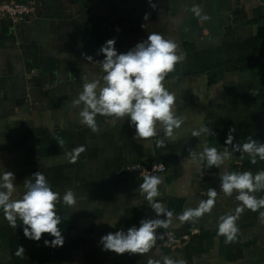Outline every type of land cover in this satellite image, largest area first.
Masks as SVG:
<instances>
[{
	"label": "crops",
	"instance_id": "crops-1",
	"mask_svg": "<svg viewBox=\"0 0 264 264\" xmlns=\"http://www.w3.org/2000/svg\"><path fill=\"white\" fill-rule=\"evenodd\" d=\"M32 1L30 24L0 17V173H14V199L22 195L26 178L38 171L46 176L60 195L56 211L64 244L45 246V240L54 239L49 234L40 241L26 238L24 225L18 220L11 227L0 210V264H163L166 256L183 264H264L259 211L245 209L234 242L217 235L220 217L234 214L240 203L236 192L231 197L223 193L220 177L232 171L255 174L264 166L259 157L252 164L246 153L232 150L248 137L264 143V0H151L155 8L149 0ZM193 6L209 19L196 17ZM154 31L175 40L185 55L165 79L176 96V114L185 122L171 136L157 123V135L146 143L135 139L128 118L112 123L97 115L99 131L93 133L80 123L84 105L73 107L71 101L83 84L103 75L96 63L104 59L99 49L115 38L117 52L126 53ZM193 131L201 134L193 136ZM81 145L85 151L73 159L70 153ZM205 147L231 156L214 166L217 198L211 212L181 222L184 210L207 199L199 195ZM157 162L166 169L153 202L173 216L171 225L157 228L156 234L170 231L182 237L194 227L200 233L175 252L102 250L101 237L108 233L168 219L157 215L140 180L123 172L130 163ZM68 189L75 193V208L63 203ZM255 195L260 198L264 191ZM19 246L22 255L16 254Z\"/></svg>",
	"mask_w": 264,
	"mask_h": 264
},
{
	"label": "clouds",
	"instance_id": "clouds-1",
	"mask_svg": "<svg viewBox=\"0 0 264 264\" xmlns=\"http://www.w3.org/2000/svg\"><path fill=\"white\" fill-rule=\"evenodd\" d=\"M151 7L156 6L151 3ZM191 11L202 20H208L207 15H202L199 6H193ZM148 18L147 14L144 19ZM144 25H142L143 27ZM115 38L109 39L101 46L99 52L104 59L97 61L103 75L83 84V90L78 98L71 101L73 107L81 104L83 109L79 112L80 123L86 125L93 133L99 131L97 115L112 118L111 122L124 121L128 118L130 126L135 128V139L146 143L157 135V123L163 125L165 134L171 136L174 128H179L185 117L178 116L175 111L176 96L165 87V79L168 74L176 70V66L182 63L185 55L181 52L179 44L167 38L160 32H151L147 40L139 42L126 53H118L115 49ZM91 60V57H87ZM101 80L103 83L101 84ZM210 132L208 128L202 129ZM229 130L226 143L231 144L233 137ZM200 131H193V136H199ZM214 135V133H210ZM63 140L59 141L63 145ZM163 144V141L158 142ZM233 151L246 153L252 164L257 163V157L264 161V143H260L252 137L242 145L233 146ZM85 151V147L73 150L70 155L73 159ZM231 153L227 150L218 151L216 147H205L201 159L207 160L209 167L219 168L229 159ZM195 158V153H193ZM15 175L11 171L0 173V210L5 219L13 228L17 227L19 220L23 225L24 236L34 241H40L44 234L54 237L53 240H45V246H63L64 237L59 225L62 218L57 214L56 207L60 199L57 191H54L46 176L38 171L26 178L23 184V193L19 198H13L17 192L14 184ZM221 190L229 197L237 193L235 199L239 205L234 214L220 217L217 235L225 238V243L234 242L240 231L237 221L245 209L252 212L259 211V219L264 223V196L257 198L255 193L264 191V170L253 174L252 171L226 172L220 177ZM162 178L156 175H145L140 189L146 194V199L151 202L157 215L165 214L168 219L144 220L140 226L130 227L127 232L116 231L101 237L100 243L104 251H112L117 254H145L156 244L158 239H163V234L157 236V228L167 229L171 223L173 213L159 203L153 202L159 195L158 186ZM208 198L202 200L195 209H186L178 217L181 222H188L194 218H201L205 213H210L217 198V191L209 189ZM63 203L69 208H75L77 199L75 193L68 189L63 195ZM24 248L19 246L17 255H22ZM148 264H160V261L149 260ZM163 264H183L170 257H164Z\"/></svg>",
	"mask_w": 264,
	"mask_h": 264
},
{
	"label": "built area",
	"instance_id": "built-area-1",
	"mask_svg": "<svg viewBox=\"0 0 264 264\" xmlns=\"http://www.w3.org/2000/svg\"><path fill=\"white\" fill-rule=\"evenodd\" d=\"M35 16V6L32 0H21V1H2L0 2V17L8 18L10 21L19 24H30L31 20ZM165 166L160 163H152L150 165H145L141 163H130L126 165L123 172L133 178L140 180L143 183V177L145 175H156L161 176L165 172ZM264 170V166L258 171ZM217 179V172L214 166L209 167L207 165L206 158L204 159L201 167L200 174V191L199 195L206 197L209 189L217 188L215 186V181ZM200 233L199 229L196 227L192 228L190 234L175 237L170 231L158 232L157 236L163 234V239H158L156 244L153 246L154 249L162 248L169 252H175L183 249L192 236H196Z\"/></svg>",
	"mask_w": 264,
	"mask_h": 264
}]
</instances>
